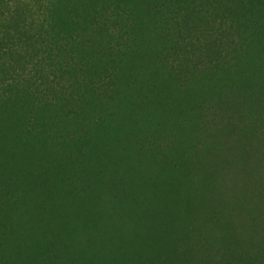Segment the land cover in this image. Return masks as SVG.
Returning a JSON list of instances; mask_svg holds the SVG:
<instances>
[{
    "label": "trees",
    "instance_id": "trees-1",
    "mask_svg": "<svg viewBox=\"0 0 264 264\" xmlns=\"http://www.w3.org/2000/svg\"><path fill=\"white\" fill-rule=\"evenodd\" d=\"M0 264H264V0H0Z\"/></svg>",
    "mask_w": 264,
    "mask_h": 264
}]
</instances>
